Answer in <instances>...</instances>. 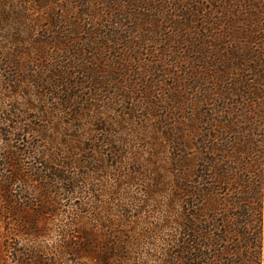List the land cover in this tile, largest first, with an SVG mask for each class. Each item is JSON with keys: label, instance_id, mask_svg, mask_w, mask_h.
Here are the masks:
<instances>
[{"label": "trees", "instance_id": "1", "mask_svg": "<svg viewBox=\"0 0 264 264\" xmlns=\"http://www.w3.org/2000/svg\"><path fill=\"white\" fill-rule=\"evenodd\" d=\"M1 1L0 132L48 140L44 169L1 175L7 206L0 207L26 225L22 233L38 235L36 217L56 214L50 209L57 201L45 195L55 191L67 195L72 210H64L71 220L50 253L54 264H264V0H70L64 15L31 8L11 24L10 7ZM40 25L26 40L23 28ZM51 28L57 29L52 37ZM160 32L166 62L173 60H162L166 67L156 71L175 74V86L173 106L154 119L155 105L146 107L152 87L131 90L121 80L128 76L127 47L120 57L108 53L127 42L140 50L158 42ZM128 33L135 38L129 41ZM25 82L49 86L44 97L59 107L46 100L34 107L40 96L33 87L26 93ZM103 84L115 92L97 99ZM138 89L143 102L113 114L120 96ZM21 92L22 100L12 99ZM95 103L109 108L93 110ZM138 107L149 110V136L128 129ZM35 108L49 126L28 122ZM147 138L163 139L171 157L159 159L153 146L145 158L133 153ZM22 174L24 184L31 178L44 194L41 210L17 216L21 207L10 189ZM249 174L259 180H245ZM154 224L159 227L146 234L132 230ZM27 245L20 255L31 257L18 263L44 264L41 246Z\"/></svg>", "mask_w": 264, "mask_h": 264}, {"label": "rangeland", "instance_id": "2", "mask_svg": "<svg viewBox=\"0 0 264 264\" xmlns=\"http://www.w3.org/2000/svg\"><path fill=\"white\" fill-rule=\"evenodd\" d=\"M70 0H2L1 5H6L10 7V12L13 15L12 19L7 22L8 24L14 23L16 21L17 16H22L25 14V12L28 9H31L30 12H35L37 14L38 12L43 11L44 13L48 14L50 12L55 13V15H60L65 12L61 11V8L64 6H68L67 2ZM123 1V0H121ZM129 3V0L128 2ZM132 7V6H131ZM45 14V15H46ZM72 19H76V17H73ZM79 24L83 25L87 21L83 19L77 20ZM44 24H48L47 22L43 21ZM90 22V20H89ZM33 25V24H32ZM42 25L39 27H35L32 29V26H25L23 28L24 31L28 32V35H26V40H29L28 36H33L34 33H37L38 30H42ZM84 30V29H83ZM166 32L169 34L172 33V35L175 33L174 28L167 27ZM57 33L56 28H51V37L55 36ZM85 34L84 31L81 32V34ZM81 34H77L75 38H79ZM133 35V34H132ZM130 36V33H128V40L130 41V38H135L134 36ZM32 38V37H31ZM34 38V37H33ZM158 42L155 41V39H152V43L148 44V41L143 44L144 48L140 50H135L132 44L129 42L127 43H120L117 46L113 45V50L110 51L112 54L108 53V56L112 57H120V53L127 47V55L128 59L124 61V64L128 62V76L124 79H121L125 83L128 84V86L133 90L134 87L142 89L143 87L151 86V93H152V99L148 100V108L150 109L149 105H155L154 109L152 110V117L159 118L161 116H164L167 112L165 109L166 107L173 106V100L172 96L173 93V87L175 86V80L173 74H164L163 72L156 71V69L164 68L166 67L162 60L166 62V57L164 56L163 52L161 51L163 42L161 38V32L158 34ZM148 44V46H147ZM171 55V54H167ZM107 56V57H108ZM104 60V57H103ZM173 59H169L166 63H171ZM154 61V62H153ZM104 62V61H102ZM147 65L151 66L152 71L150 73H145L146 68H148ZM142 70V71H141ZM170 72L175 73L176 68L172 67L169 69ZM80 80H84L83 77L79 76ZM23 85V90L30 91V87H33L31 85V82L28 83H21ZM36 88V89H35ZM102 91L96 92V95L94 96L97 99L102 98H109L112 97L114 94L115 89H111V87H107V84L101 85ZM33 89L38 93L40 96V99H36L34 103V107L41 106L44 107L43 101L46 100L48 107H54L58 108V104L53 99V97H44L46 93H49L50 87L46 86L43 88L33 87ZM134 90L132 95L128 93V98H124L120 96V103L121 105L113 106L112 112L113 114H118L122 110H125L126 108L130 107V103L132 102H139L142 97H144V94H142L140 91ZM17 91H20V89H17ZM130 91V90H128ZM78 94V93H77ZM169 99L167 98L169 95ZM12 96V94H10ZM25 94L21 92L20 94H17V96H12V99L16 100H22V97ZM132 96L131 98H129ZM161 96H165L168 100L161 101L159 100ZM143 102V100H141ZM96 104V103H95ZM123 105V106H122ZM92 107L93 110L97 111H107V108H109L108 103H106L105 106L99 108ZM78 111V106L73 108V111ZM133 122L128 126L129 131H133L135 134H138V136H141V134H147L148 136L151 135V131L154 130L153 122L151 121V117L149 116V110L145 107H138V110L133 114L132 116ZM29 123L30 121L33 123H36L41 126L48 125L46 123V120L44 121L42 119L41 111L35 108V110H31L29 112ZM50 125V124H49ZM48 125V126H49ZM7 128V126H6ZM10 130V129H9ZM12 131V129H11ZM15 133L8 134L7 132L3 131L0 132V181L2 178L3 172H14L15 169L18 168L23 174L25 171L26 173H33L32 170L34 168L44 169V167L41 164V157L43 152L47 149L45 148V145L48 143L44 137H41L39 135H36V133H28L24 134L23 132L21 134H18V131H12ZM153 143L155 145H153ZM137 149H134L133 147V153L138 154L141 153L143 158H145V154L147 151L151 150L150 146L155 147L158 153V158H166L171 157L172 154V148L170 149L166 142L163 139L152 140V139H145L142 141H137L135 145ZM128 151V148H124ZM153 153V150H152ZM139 156V155H138ZM158 159V160H159ZM160 161V160H159ZM7 164V165H6ZM170 166H168L167 169H169ZM246 172V171H245ZM167 175L169 176L168 182L174 183V180L172 176L167 172ZM20 175L19 178H21V181L16 182L12 188L10 189L11 197L13 200L17 201L19 204L20 211H18L17 216L21 215H28L33 214L34 210H41L39 206V201L42 199V193L40 191V187L37 185V182L33 181L31 178H26L28 180V184H24L23 180L25 179V175ZM254 176V175H253ZM245 180H259L256 176L250 177V174L244 178ZM261 181V180H260ZM31 184V187H27V185ZM264 183V180H263ZM33 184V185H32ZM50 199H54L57 201V203H54L53 208L50 210H55L56 214L49 213L44 215H39L36 217L37 219V228H38V235L35 236H27L24 235L22 232L23 230L27 229L26 225L23 226L24 223L18 222V217L16 221L13 220L8 216V213L6 210L1 209L3 206H7L6 202H4V193L2 192L1 185H0V264H19L18 261L21 258H30L31 254L29 256H21V252L23 251L25 245L27 247V244L30 245H39L40 248V255L41 260H44V264H54V260L52 261L50 259V253L56 245L58 244L59 240L61 239V235L59 230L61 229V226L68 224L70 222V217L67 218V213L64 212L70 211L72 207V202L66 197L62 196L59 198L55 191L52 193L45 194ZM65 198V199H64ZM25 208V209H23ZM36 213V212H34ZM67 214V215H66ZM151 226V225H150ZM156 224L151 228H138L133 227L132 230H136V232L141 231L142 234H146L151 232V230L155 229ZM42 228V229H41ZM161 236L166 233V230H162ZM158 240V239H157ZM34 249V248H33ZM37 250V249H36ZM151 251V250H150ZM150 258V257H149ZM149 260V259H148ZM60 264H66L65 259L59 260ZM135 264H138L137 262ZM149 264H152L151 260H149Z\"/></svg>", "mask_w": 264, "mask_h": 264}]
</instances>
